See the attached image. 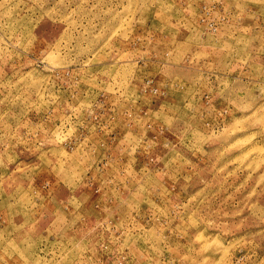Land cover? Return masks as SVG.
<instances>
[{
    "label": "rangeland",
    "instance_id": "374dc122",
    "mask_svg": "<svg viewBox=\"0 0 264 264\" xmlns=\"http://www.w3.org/2000/svg\"><path fill=\"white\" fill-rule=\"evenodd\" d=\"M264 264V0H0V264Z\"/></svg>",
    "mask_w": 264,
    "mask_h": 264
},
{
    "label": "built area",
    "instance_id": "2783aa9c",
    "mask_svg": "<svg viewBox=\"0 0 264 264\" xmlns=\"http://www.w3.org/2000/svg\"><path fill=\"white\" fill-rule=\"evenodd\" d=\"M81 264H101V263H96V262H91V261H86V262H83ZM114 264H122L120 261H117L116 263Z\"/></svg>",
    "mask_w": 264,
    "mask_h": 264
}]
</instances>
